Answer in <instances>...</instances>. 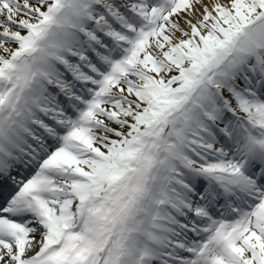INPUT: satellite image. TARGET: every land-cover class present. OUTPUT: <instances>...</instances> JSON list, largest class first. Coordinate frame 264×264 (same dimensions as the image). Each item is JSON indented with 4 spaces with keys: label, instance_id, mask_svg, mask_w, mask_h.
I'll list each match as a JSON object with an SVG mask.
<instances>
[{
    "label": "snow or ice",
    "instance_id": "1",
    "mask_svg": "<svg viewBox=\"0 0 264 264\" xmlns=\"http://www.w3.org/2000/svg\"><path fill=\"white\" fill-rule=\"evenodd\" d=\"M0 264H264V0H0Z\"/></svg>",
    "mask_w": 264,
    "mask_h": 264
}]
</instances>
